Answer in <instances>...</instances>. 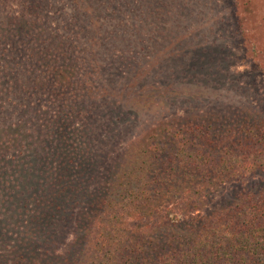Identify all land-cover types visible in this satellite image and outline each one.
<instances>
[{"label": "trees", "instance_id": "obj_1", "mask_svg": "<svg viewBox=\"0 0 264 264\" xmlns=\"http://www.w3.org/2000/svg\"><path fill=\"white\" fill-rule=\"evenodd\" d=\"M12 2L14 0H0V169H4L5 160L10 171L18 160L22 161L21 167L28 164L36 169L35 161L43 157L51 171L47 180L57 176V180L49 183V190L59 194L62 203L67 202V207L78 203L86 208L90 225L86 235L90 232L91 237L86 241L83 256L75 258L72 251L68 254L71 256L60 258V262L50 260L49 264H264V190L249 191L213 215L192 217L195 227L184 235L174 233L169 207L180 198L182 205L192 204L193 212L212 187L244 175L264 172V126L256 125L255 119L254 126L250 124L253 114L240 117L238 110L234 113L228 110L202 111L204 114L199 112L191 118L178 114L161 122L145 132L124 159L109 170L107 168L103 185L89 195L85 192L91 186L89 173L97 167L100 152L96 145L92 150L83 146L82 136L72 139L77 116L84 124L83 130L91 116L99 119L108 109L122 104L126 97L139 95L144 99L148 90L157 91L159 88L145 87L149 79H160L159 84L168 86L177 85V80L198 79L199 74L205 73L198 70L199 62L214 65L215 73H225L229 69L224 64L227 58L220 55V49L214 50L219 45L220 34L216 28L218 0H196L188 6L179 4L183 10H173L159 3L156 16L148 21L151 34H179L180 40L200 29L197 35L206 34L215 47L212 42L204 47L202 40L194 49L184 48L178 53L177 49L173 53L172 49L165 50L167 57L162 59L155 52L148 54L152 50L146 43L158 41V35L152 37L149 34L140 38L138 46L132 42L126 44L129 46L127 55L116 49L118 61L114 57L83 61V56L92 51L93 41L104 30L99 29L103 24L113 22L115 25L123 18L120 11L124 5H117L120 0H26V5L23 0L19 17L11 14ZM64 2L70 8L60 19L62 25L52 26L46 22L50 8L60 9ZM188 9L194 16L181 19ZM200 12L202 26L197 28L192 23L198 21L196 15ZM103 20L106 22L102 23ZM169 22L172 28L171 25L168 27ZM218 25L221 27L219 22ZM207 26L212 28L207 30ZM91 27L94 31L92 39H79L78 36L83 31L85 35L86 29ZM227 27L226 32L231 28ZM210 30L215 34L214 38L210 37ZM166 39L171 43L170 37ZM35 40L50 48L40 51L34 47ZM142 47L145 50L141 62L153 64L149 76L138 77L144 83L132 76L139 71L141 59L138 56ZM29 49L34 54H29ZM225 51H229L228 43L222 46V53ZM214 52H219V56ZM48 69L59 71L55 84L50 81L43 86L45 90L50 88L47 89L49 92L43 91L41 97L33 96L32 104L18 112L3 108L1 103L13 98L15 74L21 73L25 77L29 74L33 79H39L49 76ZM87 69L102 73L107 81L102 87L103 94H98L99 103L93 107L82 105L83 101L89 104L91 96L97 95L92 88L88 89L86 81L83 82ZM6 72L13 76L6 77ZM127 87L128 93L123 90ZM173 90L175 95L178 89ZM55 91L59 92L57 99L63 97L58 106L50 97ZM52 106L54 117L51 115ZM230 114L233 117H229ZM5 154L14 159H3ZM26 158L30 161L24 160Z\"/></svg>", "mask_w": 264, "mask_h": 264}, {"label": "rangeland", "instance_id": "obj_2", "mask_svg": "<svg viewBox=\"0 0 264 264\" xmlns=\"http://www.w3.org/2000/svg\"><path fill=\"white\" fill-rule=\"evenodd\" d=\"M192 1L196 3V0H120L121 3L118 2L117 5H124L122 11H120L123 18L118 24L114 25L112 22L108 25L103 24L99 28L104 30L99 32L100 36L92 43L94 45L92 51H88L83 56V61L94 57L100 58V60L105 58L109 60L110 57H114L118 61L119 54L116 49L126 52L129 47L126 44L132 42L133 45L138 46L137 42L140 38L151 34L149 31L151 26L148 21L156 16V6L159 3H164L173 10H183V8L178 7L179 4L185 3L188 6ZM236 1L218 0L217 2L219 6L216 10V28L220 34H218L219 45L214 50L220 49V55L227 58L224 64L229 69H226L225 73H215L214 65H204L203 62L202 65L199 62L200 65H197L198 70L201 69L200 71L205 73L199 74L198 79L177 80L178 84L175 85L174 83L172 86L159 84L160 79H149L145 87L149 85L161 89L156 88L157 91L148 90L144 99L139 95L126 97L122 104L116 108L108 109L99 119L91 116L83 130L81 127L84 124L80 121V116H77L76 122L73 123L74 133L72 139L75 140L82 136L83 140L80 141L83 146H88L92 150L96 145L97 151L100 152L97 167L89 173L91 186L90 190H85L87 195H89V192L95 193L98 187L103 185L108 175L107 171L122 158L124 159L125 154L134 150L136 141L145 132L155 128L161 122L173 119L178 114H180L179 116L191 118L194 114L202 111L228 110L234 113L238 110L240 113L237 114L240 117L246 113H249L248 115L253 114V118L250 120L252 126H254L253 119H255L256 125L264 126V0ZM63 4L60 9L59 7L50 8L46 22L49 21L52 26L62 25L60 19L70 8L65 2ZM236 4H239L238 8H236ZM22 6L23 0H14L10 3L11 14L19 17L23 11ZM126 6L128 7L126 8ZM151 13L153 16H150ZM183 13L181 19L184 20L187 17L192 18L194 16V13L189 9ZM211 17L214 18V15ZM196 18L198 21L192 24L197 28L201 27L202 12L196 15ZM130 21L135 23H129ZM144 21L147 22L143 23ZM167 21L170 20L167 19ZM103 22L106 21L103 20ZM167 25L168 27L171 25L170 28H172L170 22ZM184 25H182V28H184ZM227 26L231 28L226 32L225 27ZM207 27V30L212 28L211 26ZM91 29L92 27L86 29L85 35L83 31L78 36L79 39L91 38L94 33ZM147 32L150 33L147 34ZM199 33L200 29L191 35L184 36V40H180L182 37H179V34H171V36L151 34L152 37L158 35V41L152 43L150 40V43H146L152 50L148 54L155 52L163 59L167 57L165 50L168 49H172L171 53L177 49L178 53V50L184 48L186 50L194 49V47L200 46L202 42L205 43L203 44L204 47L210 46L212 41L207 38L206 34L199 37L197 35ZM209 33L212 35L209 34V36L214 38L215 34L211 30ZM166 37L171 38V43L167 42ZM200 41L202 42L199 43ZM142 43L144 44L145 41L143 40ZM225 43H228L229 51L228 53L225 51L223 54L222 46ZM83 44L85 48L88 47L86 42ZM212 45H214L213 42ZM34 47L40 51H46V48H50L47 44H44L43 47L40 40H35ZM30 49L29 54H34V51ZM97 49L98 51H96ZM110 50L111 52L108 53ZM143 50L145 48L142 47L138 56L141 59L138 62L139 71L136 70L132 75L140 83L144 82L139 80L138 77L149 76L152 73L151 65H153L141 62L144 58ZM214 54L219 56V52H214ZM208 55L210 54L208 53ZM156 59L158 57L155 55ZM66 68H69V66ZM28 69L30 72L31 69ZM48 71L49 76L44 75L39 79H33L32 75L29 74H26V77L21 73L15 74L13 78V82H15L13 98L1 103L3 108L17 110L16 112H18V110L32 104L33 96L41 97L43 91L49 92L47 89L50 88L45 90L43 86L49 84L50 81L55 84L59 71L55 69H48ZM191 71L196 73L194 69ZM213 74L217 75L214 76ZM5 75L8 78L13 76L8 72ZM83 76V82L86 81L88 89L92 88L97 95L91 96L92 101L89 104H85L83 101L82 105L93 107L99 103L98 94H103L102 87L107 85V81L102 73L89 69L85 71ZM131 82L128 81V83ZM126 89L123 88L128 93L129 88ZM173 89H178L175 95L172 94ZM200 89L202 92H198ZM131 91L137 93L134 89ZM57 92L55 91L53 96H50L56 102V106L61 105L63 99V97L57 99L60 97L59 92ZM114 94H116V91ZM159 102L164 104H158ZM19 107L20 109H18ZM62 107L64 106L62 105ZM53 108L52 106L51 115L54 117ZM76 115L79 114L76 113ZM229 117H233L232 114ZM78 131L80 134L77 133ZM80 148L75 152L79 153ZM7 157L9 159L13 158L12 155L5 154L3 159ZM24 160L30 161L29 158ZM44 161L43 157L35 161L36 169H34L31 165L29 167L28 164L21 167L22 161L18 160L16 161L18 164L10 171L8 162L5 160L4 169H0V264H49L50 260L53 263L54 261L60 262V258L71 256L68 254L72 251L76 254L75 258L83 256L85 253L86 241L91 237L90 232L86 235V231L90 226L89 218H86V208L78 203L73 204L72 207H67V202L62 203L59 194H54L51 189L49 190V183L57 180V176H52L47 180V176H51V171ZM91 177L95 178L91 179ZM254 190H264V172L244 175L242 178L232 180V182L226 181L217 187H212L211 190H207L206 195L202 198L200 207L196 208L197 206H195L193 212H191V207H193L191 203L182 205L180 198L175 199L173 204L169 205L172 210L170 219L172 224L175 225L173 227L175 229L174 233L176 235L189 234L191 229L195 227L192 225V217L208 216L223 211L241 195ZM80 199L81 195L78 197V200ZM63 204L66 206H63Z\"/></svg>", "mask_w": 264, "mask_h": 264}]
</instances>
